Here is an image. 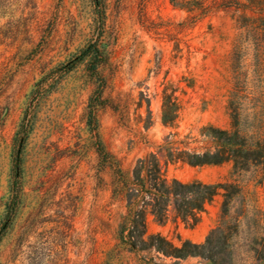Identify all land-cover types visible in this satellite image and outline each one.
Listing matches in <instances>:
<instances>
[{
  "label": "rangeland",
  "instance_id": "obj_1",
  "mask_svg": "<svg viewBox=\"0 0 264 264\" xmlns=\"http://www.w3.org/2000/svg\"><path fill=\"white\" fill-rule=\"evenodd\" d=\"M240 2L0 0V264H264V186L247 177L221 258H174L119 233L138 160L155 155L167 182L228 180L230 163L174 157L212 150L204 128H230ZM88 45L98 60L81 59ZM244 47L242 103L264 117V63ZM222 200L193 228L148 215L144 240L204 244Z\"/></svg>",
  "mask_w": 264,
  "mask_h": 264
},
{
  "label": "trees",
  "instance_id": "obj_2",
  "mask_svg": "<svg viewBox=\"0 0 264 264\" xmlns=\"http://www.w3.org/2000/svg\"><path fill=\"white\" fill-rule=\"evenodd\" d=\"M237 10L238 34L231 53L234 85L227 103L230 128H204L203 132L213 142L212 150L208 149L203 153L179 152L174 157L184 158L193 167L230 163L229 178L211 185L198 181L167 182L155 155L151 154L138 160L132 172V182L127 185L124 195L127 213L119 226L120 239L127 240L131 247L150 245L157 252L179 259L189 256H206L210 260L221 258L225 252L226 241L230 237L229 231L236 230L237 226L238 219L229 216V204L241 193L236 181L247 177L264 186L263 107L257 109L256 104L245 107L242 101L247 97L240 83L241 60L246 50L244 44H253L258 64L264 63V0H243L238 3ZM89 48L88 45L87 50L81 51V59L88 57L91 62L98 60V52H91ZM165 103L167 102L163 105L162 122L169 124L172 118L169 117V108ZM218 194L223 199L219 225L208 234L204 244L197 245L185 241L177 248L157 234L144 240L148 215L158 224H163L171 211L182 223L193 228L199 222V215L204 211L205 205Z\"/></svg>",
  "mask_w": 264,
  "mask_h": 264
}]
</instances>
